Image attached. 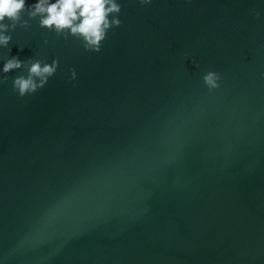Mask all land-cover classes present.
Listing matches in <instances>:
<instances>
[{
  "label": "water",
  "instance_id": "water-1",
  "mask_svg": "<svg viewBox=\"0 0 264 264\" xmlns=\"http://www.w3.org/2000/svg\"><path fill=\"white\" fill-rule=\"evenodd\" d=\"M117 2L98 53L37 20L0 48L59 62L0 84V264H264V0Z\"/></svg>",
  "mask_w": 264,
  "mask_h": 264
},
{
  "label": "clouds",
  "instance_id": "clouds-1",
  "mask_svg": "<svg viewBox=\"0 0 264 264\" xmlns=\"http://www.w3.org/2000/svg\"><path fill=\"white\" fill-rule=\"evenodd\" d=\"M151 2L138 0L141 6ZM120 12L121 5L117 0H36L32 4L27 0H0V48H8L12 41L10 33L17 27L27 30L31 27L30 21L37 20L39 28L54 32L65 41L71 36L80 42L85 52L98 53L108 31L121 25ZM253 15L259 18L260 13L253 10ZM44 44H48L47 39ZM58 66L57 59L47 63L42 59L21 60L11 56L0 67V84L8 80V73L23 69V73L13 77L11 83L12 90L23 98L43 88ZM68 79H76L75 69L69 68ZM219 80V74L214 71L202 76L209 91L219 87Z\"/></svg>",
  "mask_w": 264,
  "mask_h": 264
}]
</instances>
